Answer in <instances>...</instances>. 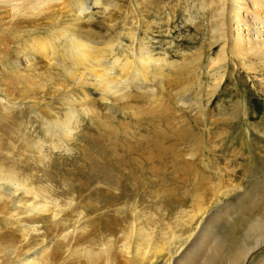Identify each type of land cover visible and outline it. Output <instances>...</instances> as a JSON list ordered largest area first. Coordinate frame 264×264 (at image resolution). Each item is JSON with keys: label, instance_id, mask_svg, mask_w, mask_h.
<instances>
[{"label": "rangeland", "instance_id": "1", "mask_svg": "<svg viewBox=\"0 0 264 264\" xmlns=\"http://www.w3.org/2000/svg\"><path fill=\"white\" fill-rule=\"evenodd\" d=\"M76 1L0 0V163L17 166L35 191L46 189V201L56 197L64 205L73 202L62 212L70 228L63 231L50 215L32 214L25 206L13 205L44 198L24 192L27 196L21 198L3 191L0 203L6 202L8 211L0 213V264H47V252L63 240L64 257L55 264H206L208 260L209 264H264V230L252 227L260 221L264 224V87L255 85L264 82V65L257 57H247L254 67L248 73L238 64L243 56H234L230 47L225 71L215 67L209 72L210 60L222 49L210 23V0H85L89 7L82 16L77 15ZM62 27L75 39L88 38L101 57L111 53L108 45L115 43L117 54L132 60V69L140 47L147 45L155 57H161L162 66L152 67V77L148 76L141 90L132 86L130 95L140 97L116 104L102 90L91 93L87 110L79 107L71 138L61 143L58 139L54 148L45 136V120L57 111L62 114L63 103L55 89L62 76L36 52L30 60L22 57L19 66L14 59L25 43L51 38V34L58 38ZM57 42L61 47V41ZM221 72L225 75L214 92ZM69 89L64 87L63 93ZM1 115L12 116L13 126L2 122ZM163 115L171 119V126H166ZM113 126L121 128L116 133L119 138H115ZM188 127L192 134L186 133ZM42 138L48 140L45 161L33 147ZM102 143L103 150L133 144L144 155H150L157 145L179 144L182 161L186 159L191 167L177 172L169 168L171 173L164 170L168 177L180 172L172 180L162 179L156 167L152 170L146 164L141 175L146 182V192L141 190L145 199H137L140 211L128 223L123 221L124 202L104 208L102 196H96L97 190L100 194L109 188L116 194L114 186L89 183L93 187L82 198L77 191L67 192L88 183L90 175L93 178L95 170L90 167L94 160L98 163L95 158L101 155ZM83 176H89L88 180ZM164 194H176L180 201L166 206ZM90 202L101 208L92 210ZM240 215H245L242 222L237 221ZM108 221L111 226L103 228ZM131 226L149 235L151 244L140 243L138 239L143 237ZM73 228L78 230L65 239L63 234ZM174 236L175 244H164ZM31 237L34 242L25 247V240ZM136 241L138 253L133 248Z\"/></svg>", "mask_w": 264, "mask_h": 264}, {"label": "bare ground", "instance_id": "2", "mask_svg": "<svg viewBox=\"0 0 264 264\" xmlns=\"http://www.w3.org/2000/svg\"><path fill=\"white\" fill-rule=\"evenodd\" d=\"M86 1H88V0H86ZM86 1L85 0H77L76 1L75 9H76L78 16H82L84 14L86 8L89 7V5L87 6ZM208 10H209V16L211 19L210 23L213 26V31L218 36L217 40L220 41V43L222 44L221 52L217 55L216 58L211 59L209 62V64H211V65H209V68H210L209 72L210 73L212 70L215 69V67H220L221 68L220 70H223L224 64L230 59V53L227 52V50L230 47L232 48V52H233L234 56H238V55L243 56V58L241 60H239L240 63H238V64H240V66L242 68H244L246 71H248V73H253L254 67L251 65L249 60H247V57H250V56L257 57V59L260 60V64L264 65V0H210ZM73 19H74V21L77 20L76 17H74ZM75 23H78V22H75ZM49 36L52 39L47 37V38H44L43 40L35 39V42H32V43H25L24 47H21L16 51V57L14 59V62L16 63L15 66H19L22 57H24L25 59L28 58L30 60L29 57L32 58L36 52L41 57H44V59H46V61H48L50 66L56 67L58 69L59 74L62 76V80H61L60 85L55 86L56 92L58 93L57 96L60 95V99L62 100L61 102L63 103L62 107H60V108H63V110H61L62 114H60L57 111V113L55 114L54 117L49 118V119L46 118V120H45V123H46V128L44 130L45 136H47L50 141L52 140V145L54 148L58 147V145H57L58 139L61 143V142H65V141L69 140V138H71L72 131L74 129L72 125H73V122L78 119L79 107L87 110L86 109L87 105H89V103H92L91 93L95 94L98 92L97 90H102L103 96H105V97L110 96L112 99L115 100V101L113 100V102L116 104L117 103L120 104L119 101L126 100L127 98H130V97L131 98L132 97H140L139 95L138 96L130 95L131 94L130 90H131L132 86H135L136 89H138V91H139V89L141 90L143 84L147 83L146 81L149 79L148 76L152 77V76H150L152 73V67L155 65L162 66L161 65V63H162L161 57L160 58H158L159 56L155 57L154 54L151 52V50L146 48L147 45L146 46L143 45L142 47H140L141 49L139 50V52H137V60L134 62V67L132 69V67H131V65L133 64L132 60H130V58L127 56L124 58L120 57L119 54H117V52L115 51V43H111L108 45V47L111 48L112 52L108 53V54H104V56L101 57L100 54H95V52H94L95 50H93V48L90 46L91 43L89 44V42L86 41V39H88V38L83 37L81 35L80 37L77 36V39H75L74 38L75 35L73 33L69 32L65 28H63V30L61 31V36H59L58 38L57 37L55 38L54 34H51ZM59 40L61 41L60 42L61 47H59L57 45V43H58L57 41H59ZM237 50L240 52L239 54H238V52H236ZM134 52H133V50H131V54H134ZM93 57H95L96 60L93 59ZM166 63H167V61H166ZM227 64H228V62H227ZM162 68H164V67H162ZM224 71H225V69L223 70V72ZM212 73H214V72H212ZM224 75H225V73H222V72L220 73V75L218 74L219 77L215 83L214 92H216L218 90V88H220L219 86L223 80ZM155 79H152V80H155ZM258 83H259V85L262 84L261 86L264 87L263 81L255 82V85L259 87V85H257ZM64 87H70L69 90L65 91V94L63 93ZM262 90H264V88H262ZM177 94L179 95L178 92H177ZM7 99L14 101V99L10 98V97ZM183 102H185V101H183ZM184 104H186V103H184ZM167 117L168 116H165V115L161 116V118H163L164 122L167 124L166 126L168 127V125L171 126L169 123V122H171V119L169 121V119ZM1 119H2V122H5V123L7 122L11 126H13V123L15 122L14 118L12 116H9V115L2 116ZM197 119H198V121L200 120L199 118L195 117V120H197ZM95 120H96V118H95ZM157 123L155 122V124H157ZM160 123H162V120H161V122H159V124ZM143 124H145V123H143ZM157 127H159V126H157ZM163 128H165V127H163ZM173 128H172V130H173ZM114 129L116 131L114 133L115 138H119L118 137L119 135L117 136L116 133L119 134L121 132V128H119V126L116 128H115V126H113V130ZM150 129H151V127H150ZM162 129H160V130H162ZM170 129H171V127H170ZM154 131H157V130H154ZM162 131H164V130H162ZM165 132H167V130ZM124 133L127 134V136L130 135L125 130H124ZM186 133L192 134L191 127H188L186 129ZM143 140L148 141V139H143ZM124 141H126V140H124ZM130 141L133 142V140H131V139H130ZM147 141H145V142H147ZM47 142H48V140L42 138L39 142L33 144V147H35L37 149L38 153L40 154V156H38L39 159H42V161H45L48 158L47 156H45V153H44V145H47ZM114 143H115V141H114ZM138 143H140V141ZM141 143H143V142H141ZM104 144L103 143L101 144L102 151L98 153L99 155L101 153V155L96 156V158H95L98 160V163L96 162V160H94L96 162V164L94 162V164L91 165V167H90V168L95 170L94 171L95 174H94L93 178L90 175L91 179L89 181H87L88 183H81L74 188H68V190L67 189L66 190L70 194L72 193L71 191H73V190L77 191L78 194L80 195V197L82 198L83 192L91 187V186H88V185H90L89 183H92V182L94 183V182L98 181V182H105L107 185H110V186H114V188L117 189V191H118L117 192L116 190H114L116 194H114L113 191H111L113 194L111 192H109V190H110V188H109L108 192L103 191L102 193L100 192V194L98 193L99 190H97L96 196L99 199H101L100 196H102L104 208L108 207L112 204L114 205L115 203H117L119 201L124 202L125 203L124 207L123 206L121 207L125 210V212H124L125 219L123 221L128 222V223L131 221V219H133V217H135V216L137 217L138 213L140 211L138 209L137 199L140 201V199L143 198V196H144L143 194H145V193H143L141 195V190H145L144 192H146V184H145L146 182L144 183V180H145L143 178L144 176L141 177L142 172L144 173V171H145L144 169H147V168H145L146 164H147L148 168H149V166H151L152 170H154L153 167H156V170H159L157 172L162 175V179L163 178L167 179V177H168V175L166 174L167 172L166 173L164 172V170H166V169L168 171L169 168H175L176 169L175 172H177V171L187 170V168L191 167V163L186 161V159H184L185 162L182 161L183 160V158H182V153H183L182 149L183 148L181 149L179 146H177L179 144H177L173 147L168 146V144L165 147H158V145H157V147H155L154 150H152V153L150 155H144V154H146V152L139 154L138 152H141L140 149L137 150V149H135L134 146L132 147L133 144L131 146H129V144H125L123 146H120V148L118 147V145H116V147L114 146L115 149L112 148V149L103 150ZM116 144H117V141H116ZM159 144H161V143H159ZM188 144H190V143H188ZM127 145L129 146V148L127 147ZM28 146H29L28 148H30V150H31L32 147H30V144ZM145 146H146V144H145ZM152 147H153V145H152ZM26 148H27V146H26ZM188 148H189V146H188ZM9 149H11V148H9ZM143 150L146 151V149H143V147H142V151ZM89 162H87V163H89ZM15 165H16V163H15ZM86 167H88V166H86ZM18 171H19L18 167L13 166V164L10 166H8V165L6 166V165L0 163V200L4 196V195H1V193L5 190L6 191L8 190L11 193H13V196H17V197H21V198L23 196L24 197L27 196L24 194H28V193L33 194L36 198L42 197V198H44V200L43 199H42L43 201L39 200L40 202L37 200H33L30 203H27V201H25V204H23L21 202L16 201L13 203V205L15 207H18V208L25 206L26 210L28 212H32V214L35 212H38L37 215H39V213H46V214L50 215V217L53 220L59 221V222H57V225H59V227H61L63 229V231L68 229L69 228L68 222H67L66 218H64L65 216H63L62 212H64V210L67 209L68 206L71 205L73 202L69 200L70 202L67 201L66 205H64V203H61L60 199L58 200L56 197H54L55 199L51 198L49 201H48V199L46 201L45 199H46V197H48L49 192L46 189H39V188H38L39 191H35L34 189H36V187H33V186L31 187L29 184L30 182L26 179V177L24 176L22 178L20 176V172H18ZM170 171H168V173ZM90 172H92V171H90ZM157 172H155V174ZM173 173L171 175H169L168 178L177 179V177H178L177 174H179L180 172L175 173V174H173ZM87 174H89V173H87ZM88 177L86 179L83 176V178H85L86 180H88ZM27 178H28V176H27ZM166 179H164V180H166ZM150 182H152V181H150ZM154 182H157V180ZM148 183H149V181H148ZM153 184H155V183H153ZM162 185H163V182H162ZM153 187H154V185H153ZM103 188H101V190ZM150 189H152V188H150ZM90 191L92 192L91 189H90ZM148 191H149V189H148ZM22 192H24V194H22ZM55 193H57V192H55ZM108 193H110V194H108ZM154 195H156V194H154ZM96 196H95V198H97ZM87 197H90V196H87ZM91 197H93V196H91ZM163 197H164V199L167 200L166 204L164 203L166 206L174 205L173 203L180 201L179 199H177L176 194L173 196L172 195L169 196V194H164ZM7 198H9V197H7ZM133 199L135 200V202L132 203L131 201ZM143 199H145V198H143ZM10 200H11V198H10ZM27 200H29V199H27ZM91 200H92V198H91ZM89 201H88V203H89ZM182 201H184V200H182ZM82 202H83V200H81V203ZM91 202H90V204H92ZM83 203H86V201H84ZM197 206H199V205H197ZM88 207H90L92 210L101 208V207H99L98 203H97V205L92 204V205H89ZM197 208H198L197 211H200V212L203 211V208L201 206H199ZM6 211H8L6 202H1L0 203V213H4ZM107 211H108V209H107ZM244 216L245 215H240V218L237 221L238 222L244 221ZM136 222H138V218H136ZM111 224L112 223L110 221H108V222L104 223L102 225V227L103 228H109L111 226ZM252 227H253V229L259 228V229L264 230V224H262L261 221H260V223L255 224ZM131 228L136 232V235H137V233H139L140 229L138 226H135V228H133V226H131ZM30 229L32 230L31 227H30ZM34 229L37 230L38 228H36V226H35ZM29 230H28V232H29ZM75 230H76V228H73L72 230L67 231V233H64L63 234L64 238L65 239H67V237L69 238V236H71V234ZM134 231H132V233H134ZM138 235L140 237H143V239H138L140 243L142 241L143 243L148 242V244H151V237L149 235L142 234V233H139ZM36 236H34V238H36ZM171 236H173V235H171ZM38 237H40V236L38 235ZM165 239H168V237H166ZM175 240H176V237L174 236V237H172V239L170 238L169 240H166L164 244H168L171 246V245H173ZM33 242H34V240L32 241V237L30 239H26L24 246L27 247L30 244H32ZM65 242H66L65 240L59 241V243H57L55 247L53 246V248L51 250L49 249V251L47 252L49 262H52V264H55L56 262L57 263L61 262V260L64 257L63 248H64V246H66ZM139 242L136 241V245L133 247V248H135L136 251L135 250L134 251L136 253H138V251H139V248L137 246V244ZM49 262L47 264H50ZM208 262H210V261L208 260Z\"/></svg>", "mask_w": 264, "mask_h": 264}]
</instances>
